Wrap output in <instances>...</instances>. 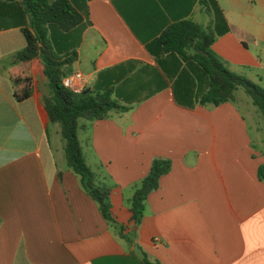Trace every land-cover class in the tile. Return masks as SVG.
Listing matches in <instances>:
<instances>
[{
	"label": "crops",
	"instance_id": "crops-1",
	"mask_svg": "<svg viewBox=\"0 0 264 264\" xmlns=\"http://www.w3.org/2000/svg\"><path fill=\"white\" fill-rule=\"evenodd\" d=\"M69 1L89 21L71 71L86 76L83 88L110 89L126 107L78 132L86 161L114 183L111 214L154 157L169 159L170 169L147 194L134 242L127 243L65 160L57 163L54 136L62 149L63 141L57 124L46 133L40 61L7 58L25 45L26 1L0 0V264H147L141 250L161 264H264V180L257 172L264 118L253 138L235 100L201 104L208 87L202 65L160 39L182 19L212 25L200 0ZM216 1L228 29L210 49L232 71L257 75L264 0ZM6 72L32 77L27 98L15 100ZM126 211L124 222L115 217L125 231L134 227Z\"/></svg>",
	"mask_w": 264,
	"mask_h": 264
},
{
	"label": "trees",
	"instance_id": "trees-1",
	"mask_svg": "<svg viewBox=\"0 0 264 264\" xmlns=\"http://www.w3.org/2000/svg\"><path fill=\"white\" fill-rule=\"evenodd\" d=\"M25 1L24 13L28 20L20 27L25 45L7 56L9 64L39 59L46 80L45 87L41 89V101L47 117V135L50 127L57 124L66 166L96 202L106 222L115 227L118 235L127 243L133 244L135 228L145 212L147 194L158 186L160 176L169 171L170 161L154 157L148 172L126 188L129 195L124 201L131 212L134 227L125 231L124 226L111 214L109 194L114 183L101 168L94 169L87 163L78 132L95 120L109 116L112 111L126 107L111 97L110 89L100 91L84 87L80 92H74L61 82L62 77L71 71L77 57L75 47L89 22L85 20L87 12L77 9L69 0ZM199 4L203 12L211 17L212 25L204 26L191 19L179 20L162 31V44L182 57L191 53L202 65L208 87L200 96L201 104L234 101L235 90L240 87L264 118V88L245 73L232 71L226 60L210 49L215 35L228 29L221 8L216 0H200ZM6 73L13 85L15 100L27 98L33 90L32 77L17 72ZM257 172L259 178L264 180V164L258 166ZM141 253L147 264H161L157 260L147 259L143 250Z\"/></svg>",
	"mask_w": 264,
	"mask_h": 264
},
{
	"label": "rangeland",
	"instance_id": "rangeland-1",
	"mask_svg": "<svg viewBox=\"0 0 264 264\" xmlns=\"http://www.w3.org/2000/svg\"><path fill=\"white\" fill-rule=\"evenodd\" d=\"M235 71H238V70H235ZM244 72L246 73V75L251 80L260 84L264 88V65H263V67L259 68L256 71L257 75H255L254 73H250L246 70ZM235 101L237 103V106L239 107V109L241 110V112L243 113L245 119L247 120V122L249 124L250 133L252 135L251 137L257 138L258 137V131H259L257 126L258 125L260 126L263 123L261 113L258 114L256 112V110H255L256 108H255V106L252 105L250 97L247 96L245 93L240 94V96H238V93L236 91L235 92ZM58 136H59V134H58ZM59 137H57V135L54 136L53 146L55 147V155H56L57 163L59 165H63L65 159H64L63 149L61 147ZM89 159L92 160L91 158H89ZM90 160L87 161L88 164H91ZM128 195H129V192H126L124 199H126L128 197ZM126 207H127V205H126L125 201H123L122 204L116 203V202L114 204L113 213L115 214V217H117V219L121 222H124L128 218V213L126 211Z\"/></svg>",
	"mask_w": 264,
	"mask_h": 264
},
{
	"label": "built area",
	"instance_id": "built-area-1",
	"mask_svg": "<svg viewBox=\"0 0 264 264\" xmlns=\"http://www.w3.org/2000/svg\"><path fill=\"white\" fill-rule=\"evenodd\" d=\"M85 81L86 76L79 70L70 71L61 79L63 86L74 92H80L83 89Z\"/></svg>",
	"mask_w": 264,
	"mask_h": 264
}]
</instances>
